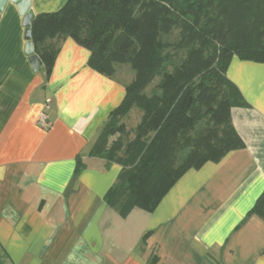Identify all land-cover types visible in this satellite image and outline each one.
I'll return each mask as SVG.
<instances>
[{
	"label": "crops",
	"instance_id": "1",
	"mask_svg": "<svg viewBox=\"0 0 264 264\" xmlns=\"http://www.w3.org/2000/svg\"><path fill=\"white\" fill-rule=\"evenodd\" d=\"M68 1L31 0V9L55 13ZM25 32L9 3L0 12V264H264V220L251 213L264 193V64L233 57L227 71L246 103L231 111L244 147L186 172L152 212L122 216L105 200L121 166L89 153L135 71L105 76L68 38L51 73L35 72Z\"/></svg>",
	"mask_w": 264,
	"mask_h": 264
},
{
	"label": "trees",
	"instance_id": "2",
	"mask_svg": "<svg viewBox=\"0 0 264 264\" xmlns=\"http://www.w3.org/2000/svg\"><path fill=\"white\" fill-rule=\"evenodd\" d=\"M31 30L48 75L68 38L95 71L136 73L89 153L121 166L105 200L122 216L152 212L186 172L244 147L231 111L246 103L227 71L233 57L264 64V0H69ZM134 106L143 116L130 139L121 119ZM84 166L79 157L76 172ZM251 213L264 220V193Z\"/></svg>",
	"mask_w": 264,
	"mask_h": 264
},
{
	"label": "water",
	"instance_id": "3",
	"mask_svg": "<svg viewBox=\"0 0 264 264\" xmlns=\"http://www.w3.org/2000/svg\"><path fill=\"white\" fill-rule=\"evenodd\" d=\"M9 3L15 4L19 10L20 15L23 18V26L25 27V40L26 55L29 57V61L33 67V70L37 72L42 66L43 62L39 56L35 53V47L32 36V21L35 19V14L32 11L31 0H0V12H3Z\"/></svg>",
	"mask_w": 264,
	"mask_h": 264
},
{
	"label": "rangeland",
	"instance_id": "4",
	"mask_svg": "<svg viewBox=\"0 0 264 264\" xmlns=\"http://www.w3.org/2000/svg\"><path fill=\"white\" fill-rule=\"evenodd\" d=\"M121 66H122L121 67L122 69H120L121 70L120 75L123 72V69L125 70V68H127L132 74L134 73L130 65L126 64V65H121ZM159 82H160V79L159 78L156 79L151 85H149L144 90V93L146 95L152 94V92H154L157 89V85ZM142 116H143V113L136 106H134L128 112V114L121 119V122L126 124V126L128 127V131L130 133V139L134 137L135 129L140 123ZM118 138H119L118 135L111 137L110 144L114 143Z\"/></svg>",
	"mask_w": 264,
	"mask_h": 264
},
{
	"label": "built area",
	"instance_id": "5",
	"mask_svg": "<svg viewBox=\"0 0 264 264\" xmlns=\"http://www.w3.org/2000/svg\"><path fill=\"white\" fill-rule=\"evenodd\" d=\"M39 125L41 127H46L48 125L47 123V117L45 114H42L41 117H40V120H39Z\"/></svg>",
	"mask_w": 264,
	"mask_h": 264
}]
</instances>
